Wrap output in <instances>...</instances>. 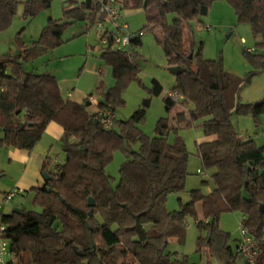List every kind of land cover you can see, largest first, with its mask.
<instances>
[{"label": "trees", "instance_id": "obj_1", "mask_svg": "<svg viewBox=\"0 0 264 264\" xmlns=\"http://www.w3.org/2000/svg\"><path fill=\"white\" fill-rule=\"evenodd\" d=\"M115 1L121 11L143 10L144 29L154 34L168 67L181 68L171 90L180 99L174 102L167 95L163 97L165 110L169 112L176 103L185 109L190 103L188 119L181 109L175 113V123L202 120L201 131L208 140L197 145V155L202 171L213 170V187L206 195L191 191L188 203L167 212L166 197L185 187L188 153L183 141L177 138L175 143H168L166 119L157 122L154 137L144 135L137 127L144 119L143 109L135 111L127 121L117 122L114 117L110 129H104L98 121L99 112L108 110L114 114L115 108L123 104L122 91L138 75L134 63L138 52L128 57L110 39L105 43L99 40L100 57L112 67L114 85L109 89L97 87L98 104L93 111L84 105L95 98L93 94H88L81 104L74 103L62 96L51 73L24 72L20 64L24 55L2 57L0 147L31 152L50 122L62 128V141L69 147L63 163L45 158L41 164V175H49L50 180L31 188L41 213L0 211L4 228L1 236L7 240L16 264H188L173 258L167 247L172 239L184 241L186 217L196 218L194 207L198 202L204 220L197 221V227L207 233L206 240L197 239L199 251L208 249L226 264L240 259L237 245L233 249L228 234L217 226L222 213L237 211L260 247L254 264H264V212L258 210L264 206V146L242 139L231 124L233 114L254 119L264 114V100L259 105L239 101L245 83L226 72L221 62L203 58V43L195 49L190 25L192 21L200 22L212 3L219 0ZM225 1L234 9L238 22L250 25L262 50L259 59L264 69V0ZM63 2L68 3L63 20L49 19L38 42L44 40L49 47H56L66 26L84 22L89 29L100 18L95 0ZM19 3L0 0V31L8 28ZM50 3L51 0H25L24 17H34ZM169 14L175 15L170 23ZM136 44L139 48L141 38ZM244 54L251 55L246 50ZM149 92L160 96L162 87L157 80H152ZM133 145H138L137 151ZM116 149L127 160L113 187L105 167ZM89 198L92 207L87 206ZM135 216L145 233L144 241L135 232Z\"/></svg>", "mask_w": 264, "mask_h": 264}, {"label": "rangeland", "instance_id": "obj_2", "mask_svg": "<svg viewBox=\"0 0 264 264\" xmlns=\"http://www.w3.org/2000/svg\"><path fill=\"white\" fill-rule=\"evenodd\" d=\"M19 0L17 10L8 28L0 31V58L5 56L24 55L20 64L24 72L51 73L56 81L67 87L74 85L75 91L86 90V96L93 94L97 98L96 89L99 85L109 89L114 85L112 67L100 57V43L96 27L86 29L84 22H74L66 26L62 32L61 42L56 47H49L46 41H39L40 35L46 27L48 20L61 22L63 9L68 3L62 0H51L48 8H42L32 18H25L23 2ZM84 0H77L81 3ZM224 4L227 11H214L201 18L200 22L192 21L193 39L195 49L202 45V56L206 60L221 62L223 68L229 74L242 80L245 85L240 91L239 101L244 104H254L264 100V69L260 67L259 56L262 52L258 45V39L253 37L250 25L240 23L232 6L225 0H219L213 4ZM212 5L210 9L212 8ZM219 5H215L217 8ZM122 17L131 31L143 30L141 45L138 48L139 56L134 59L138 66V75L135 80L127 83L122 91L123 104L114 110L117 122L127 121L138 109L145 111L144 119L137 124L138 129L147 137L155 136V127L160 119H166L169 129L167 141L175 143L180 138L188 153L187 177L184 190L171 193L166 197L165 208L167 212L179 210L180 206L191 199V191L198 190L201 194H208L212 187L213 170L202 171L200 159L197 155V145L202 142V120L190 121L177 125L174 121L176 111L183 109L180 103H176L169 112L165 110L163 97L175 87V76L168 71V65L161 47L157 44L154 34L146 29L145 14L142 9L122 10ZM175 17L169 14L170 23ZM253 49L251 55H245L244 51ZM101 72V73H100ZM250 78V82L245 81ZM155 79L162 87V93L156 97L150 95L152 80ZM66 98V97H64ZM147 105V106H146ZM94 107L89 106L93 111ZM186 118L192 110V104L188 103L183 109ZM188 119V118H187ZM231 124L242 139H251L257 147L264 146V114L257 119L252 116L232 115ZM116 130L119 129L115 125ZM45 138L42 143L45 144ZM134 151L138 145H133ZM13 152L14 149L0 147V200L3 193L18 190L12 201L3 205L1 212L9 214L13 209L42 212L41 205L35 200L34 191L27 185L35 183L39 173L35 167L25 169L24 162L20 161ZM63 141L57 140L49 146L43 159H56L59 163L65 160ZM127 160L122 151L116 149L111 161L106 165L105 172L110 178L112 186H116L120 179V167ZM202 171L201 175L199 172ZM24 181V183H23ZM196 218L186 217L185 238L182 243L176 239L169 241L167 252L177 260H186L188 264H226L214 257L208 249L197 248L199 237L207 239L205 230L197 227V221H203L201 203L195 204ZM240 212L222 213L217 221L218 229L228 234L229 245L235 249L236 242L240 239L239 220ZM231 264H245L237 258Z\"/></svg>", "mask_w": 264, "mask_h": 264}, {"label": "built area", "instance_id": "obj_3", "mask_svg": "<svg viewBox=\"0 0 264 264\" xmlns=\"http://www.w3.org/2000/svg\"><path fill=\"white\" fill-rule=\"evenodd\" d=\"M66 1V0H62ZM100 16L94 23L98 32V39L105 43L110 39L115 48L121 50L126 56H133L138 51L136 41L143 35L142 31H131L128 24L121 15V10L115 0H95ZM248 53H252L253 49H247ZM101 73V72H100ZM4 91V87L0 86V93ZM167 96L174 102L180 99L176 93H168ZM93 106H97L98 102L95 98H90ZM98 121L104 129L113 127L114 114L111 111H103L98 114ZM201 175L202 171L199 172ZM18 190L6 192L0 200V210L3 205L9 204L18 194ZM244 217L239 220L240 239L236 246V253L246 264H254L260 247L257 240L247 231L243 225ZM3 225L0 223V264H16L14 255L9 250L7 240L3 239L1 233Z\"/></svg>", "mask_w": 264, "mask_h": 264}, {"label": "crops", "instance_id": "obj_4", "mask_svg": "<svg viewBox=\"0 0 264 264\" xmlns=\"http://www.w3.org/2000/svg\"><path fill=\"white\" fill-rule=\"evenodd\" d=\"M215 5H219L217 6V8H214ZM224 4H213L212 8L210 9L209 14L211 15L215 10L216 11H227L226 6H223ZM131 11V10H128ZM122 13V12H121ZM123 19L125 20V18L123 17ZM98 36V33H97ZM57 85H58V89L60 91V93L62 94L63 97H66L67 99H69L70 101L74 102V103H78L81 104L84 102L86 96V90H80V91H75L74 89V85H71L68 89L67 87H65V85H63L62 81L59 82L57 81ZM97 101V99H96ZM98 102V101H97ZM90 106H93L92 104ZM95 107V106H93ZM94 110V109H93ZM115 117V116H114ZM62 128L56 124L55 122H50L45 130L44 133L42 134L41 140L38 142V144L32 149L31 152H26V151H20L17 149H14L16 152H13V154L19 158L20 161L24 162L25 164V169L29 168L31 169L32 167H35L39 173V177L38 179H36L35 183H30V185H27L30 188L33 187H41L43 185V180H42V175H41V164L43 162V157L45 155V153L49 150V146H51L52 143L56 142L57 140H62ZM1 136V133H0ZM47 139V142L45 144L42 143V141L44 139ZM208 138H204L202 139V142L207 141ZM201 142V143H202ZM53 163L54 162H58L56 159L52 160ZM24 183V181H23ZM237 245V242H236ZM235 245V246H236Z\"/></svg>", "mask_w": 264, "mask_h": 264}, {"label": "water", "instance_id": "obj_5", "mask_svg": "<svg viewBox=\"0 0 264 264\" xmlns=\"http://www.w3.org/2000/svg\"><path fill=\"white\" fill-rule=\"evenodd\" d=\"M168 71H169L172 75H174V76H178V75H180V74L182 73V70H181V68H180L179 66L169 67V68H168ZM245 82H246V83H249V82H250V78H248ZM259 103H260V102L255 103V105H259ZM84 105H85L86 107H89V106L91 105V102H90V101L84 102ZM146 106H147V105H146ZM96 123H97V121H96ZM68 148H69V147H68V144H67L66 142H64V143H63V150H64V152H66V151L68 150ZM42 180H43L44 183H47V182L50 180V176L47 175V174H42ZM49 191H50V189H49ZM87 206H88V207H92V206H93V201H92L91 198H89V199L87 200ZM258 210H259V212H264V206H262V205L259 206ZM12 212L18 213V212H19V209H13ZM88 214L91 215L90 212H89ZM134 219H135V232H136V234H137V237H138V239H139L140 241H144L145 238H146V236H145V233H144V231L142 230V228H141V226H140V224H139V222H138V217L135 216ZM79 254H80V253H79Z\"/></svg>", "mask_w": 264, "mask_h": 264}]
</instances>
